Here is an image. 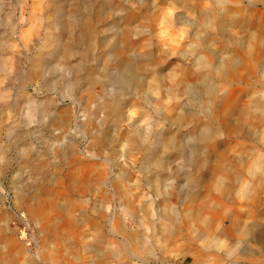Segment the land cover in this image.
Wrapping results in <instances>:
<instances>
[{
	"label": "rangeland",
	"instance_id": "1",
	"mask_svg": "<svg viewBox=\"0 0 264 264\" xmlns=\"http://www.w3.org/2000/svg\"><path fill=\"white\" fill-rule=\"evenodd\" d=\"M263 262L264 0H0V264Z\"/></svg>",
	"mask_w": 264,
	"mask_h": 264
},
{
	"label": "bare ground",
	"instance_id": "2",
	"mask_svg": "<svg viewBox=\"0 0 264 264\" xmlns=\"http://www.w3.org/2000/svg\"><path fill=\"white\" fill-rule=\"evenodd\" d=\"M76 15L77 14H75V15H73V17H71L72 20H69L68 26L69 27L76 26L77 29H80L81 30V36H82L84 42L87 44V47L88 46H92V43L89 40L90 28L87 25L81 24L80 21H79V19H80L79 16L78 15L76 16ZM129 64L128 63L127 64H125V63L121 64L120 68L118 70H116V72L109 77L110 78V82H112V84L115 86L114 88L117 89L118 95L119 94L120 95L123 94L127 90L128 87L137 86V84H138L137 83L138 78L136 77L137 74H136V71H135V67L130 66L131 64L130 65ZM241 255H246V254L244 253V254H241ZM263 264H264V262H263Z\"/></svg>",
	"mask_w": 264,
	"mask_h": 264
}]
</instances>
